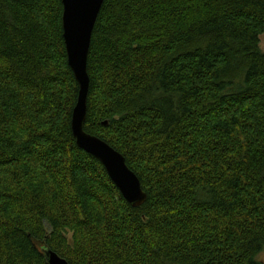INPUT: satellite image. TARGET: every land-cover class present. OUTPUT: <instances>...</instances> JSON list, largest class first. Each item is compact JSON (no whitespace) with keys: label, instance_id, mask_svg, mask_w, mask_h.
<instances>
[{"label":"trees","instance_id":"trees-1","mask_svg":"<svg viewBox=\"0 0 264 264\" xmlns=\"http://www.w3.org/2000/svg\"><path fill=\"white\" fill-rule=\"evenodd\" d=\"M63 10L0 0V264H264V0L104 1L84 129L139 207L76 143Z\"/></svg>","mask_w":264,"mask_h":264},{"label":"water","instance_id":"water-1","mask_svg":"<svg viewBox=\"0 0 264 264\" xmlns=\"http://www.w3.org/2000/svg\"><path fill=\"white\" fill-rule=\"evenodd\" d=\"M104 1L62 0L63 35L68 63L79 85L77 102L72 112V131L77 145L96 157L104 165L123 197L133 207H139L146 202L148 195L138 175L128 166L125 156L104 139L84 129L90 89L88 56L94 28ZM42 252L48 264H70L66 258L47 245L42 247Z\"/></svg>","mask_w":264,"mask_h":264},{"label":"rangeland","instance_id":"rangeland-1","mask_svg":"<svg viewBox=\"0 0 264 264\" xmlns=\"http://www.w3.org/2000/svg\"><path fill=\"white\" fill-rule=\"evenodd\" d=\"M260 47L262 51H264V34L260 36ZM258 259L264 260V251L261 254H259Z\"/></svg>","mask_w":264,"mask_h":264},{"label":"bare ground","instance_id":"bare-ground-1","mask_svg":"<svg viewBox=\"0 0 264 264\" xmlns=\"http://www.w3.org/2000/svg\"><path fill=\"white\" fill-rule=\"evenodd\" d=\"M72 70V69H71Z\"/></svg>","mask_w":264,"mask_h":264}]
</instances>
